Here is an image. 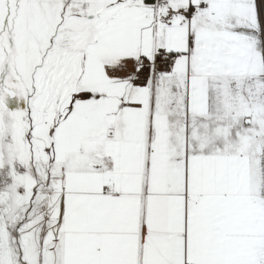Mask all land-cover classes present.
I'll return each mask as SVG.
<instances>
[{"label": "snow or ice", "instance_id": "6c2138e0", "mask_svg": "<svg viewBox=\"0 0 264 264\" xmlns=\"http://www.w3.org/2000/svg\"><path fill=\"white\" fill-rule=\"evenodd\" d=\"M0 264H264V0H0Z\"/></svg>", "mask_w": 264, "mask_h": 264}]
</instances>
